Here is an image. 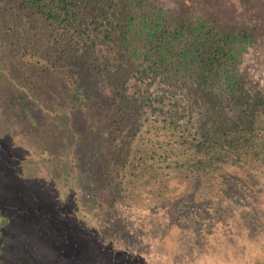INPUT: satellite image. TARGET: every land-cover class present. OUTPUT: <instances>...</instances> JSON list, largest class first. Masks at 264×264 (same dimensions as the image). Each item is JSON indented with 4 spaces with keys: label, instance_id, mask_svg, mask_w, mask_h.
Here are the masks:
<instances>
[{
    "label": "trees",
    "instance_id": "obj_1",
    "mask_svg": "<svg viewBox=\"0 0 264 264\" xmlns=\"http://www.w3.org/2000/svg\"><path fill=\"white\" fill-rule=\"evenodd\" d=\"M262 37L166 0H0L4 92L51 113L100 203L132 204L155 163L221 184L264 163V84L240 66Z\"/></svg>",
    "mask_w": 264,
    "mask_h": 264
},
{
    "label": "rangeland",
    "instance_id": "obj_2",
    "mask_svg": "<svg viewBox=\"0 0 264 264\" xmlns=\"http://www.w3.org/2000/svg\"><path fill=\"white\" fill-rule=\"evenodd\" d=\"M166 1L197 6L225 22L264 27V0ZM240 66L264 84V37ZM11 87L0 72V264H12L10 251L19 264H106L110 259L127 264L150 259L147 244L158 250L159 260L182 244L173 264H264V163L239 168L225 184L209 176L196 181L155 163L159 176L132 204L115 198L96 202L97 191L82 180L85 164L73 163L68 142L54 134L51 113L22 110L4 92ZM156 140L151 132L141 143ZM161 174L172 179L156 180ZM199 227L206 246L186 257L188 239L183 241ZM201 248L214 254L204 255Z\"/></svg>",
    "mask_w": 264,
    "mask_h": 264
},
{
    "label": "flooded vegetation",
    "instance_id": "obj_3",
    "mask_svg": "<svg viewBox=\"0 0 264 264\" xmlns=\"http://www.w3.org/2000/svg\"><path fill=\"white\" fill-rule=\"evenodd\" d=\"M202 231V229L199 227V229H196V230H193L192 231V233H193V235H191L190 237L188 236V237H186V239L183 241V242H185L187 239V241L188 242H185L183 245H184V247L186 248V249H188L187 251H188V254H186V257H189V258H191L192 257V255H193V253L195 252V253H199V252H201L199 249H200V247L199 246H201V244H204V243H202L203 241H202V239L200 238L199 239V237H198V235H199V231ZM207 232V231H206ZM165 236H166V234L165 233H162V235H160V237L158 238V241H161V246H163L164 245V240H165ZM207 237L209 238L208 240H204L205 242L206 241H210L211 239H210V236L209 235H207ZM181 245L182 244H180L179 246L181 247ZM147 246V253H146V257H149L150 259H147V261H146V259H135V260H126V261H124V262H126L127 264L129 263V264H149V262H151V263H153V264H173V261L174 260H171V258L172 257H177V254H176V250L178 249V247L179 246H175L172 250H167V253H163V254H161V257H163V260H159V255H154V253H159L158 252V250H156V248H154L153 246H151L150 244L148 245H146ZM203 247L204 246H206V244H204V245H202ZM197 248H199V249H197ZM208 248H206V249H204V250H202V248H201V250H202V253L204 254V255H206V254H214L212 251H209V250H207ZM179 252L182 254V255H185V251L184 250H182V251H180L179 250ZM178 252V253H179ZM202 253H200V254H202ZM130 255V254H129ZM128 256V255H127ZM131 257H137V255L136 254H134V255H132L131 254ZM259 262V261H258ZM106 264H117L116 263V261H115V259H110V260H107V263ZM178 264V263H177ZM252 264H254V263H252ZM256 264H257V262H256ZM258 264H260V263H258Z\"/></svg>",
    "mask_w": 264,
    "mask_h": 264
}]
</instances>
